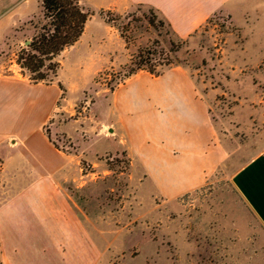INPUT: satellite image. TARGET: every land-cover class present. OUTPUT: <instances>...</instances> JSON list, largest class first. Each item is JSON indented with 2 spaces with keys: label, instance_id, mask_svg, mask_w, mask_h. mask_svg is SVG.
<instances>
[{
  "label": "rangeland",
  "instance_id": "374dc122",
  "mask_svg": "<svg viewBox=\"0 0 264 264\" xmlns=\"http://www.w3.org/2000/svg\"><path fill=\"white\" fill-rule=\"evenodd\" d=\"M235 2L186 37L177 52L207 100L230 159L204 186L170 201L136 173L138 162L124 139L113 147L118 138L110 140L107 129L109 88L125 79L137 49L157 39L140 20L143 10L135 4L121 13L93 11L91 17L115 33L91 20L79 40L55 57L60 65L47 84H59L61 93L46 126L58 147L77 159L63 184L84 228L99 237L96 264H264V232L230 183L234 169L264 146V0ZM129 23L131 43L121 36ZM12 32L0 43L3 74L21 73L17 54L30 40ZM20 157L16 189L39 173ZM8 181L0 175V202L14 190Z\"/></svg>",
  "mask_w": 264,
  "mask_h": 264
},
{
  "label": "crops",
  "instance_id": "0c3cea01",
  "mask_svg": "<svg viewBox=\"0 0 264 264\" xmlns=\"http://www.w3.org/2000/svg\"><path fill=\"white\" fill-rule=\"evenodd\" d=\"M233 1L245 2L79 0L95 11L121 13L135 4L153 6L180 37L196 32L217 9H232ZM39 10V0H0V43L11 28ZM91 20L115 33L98 16L87 20L84 31ZM60 93L56 83H32L20 72L0 73V175L14 185L10 196L0 202V264H96L99 260V237L84 228L69 187L63 184L77 159L56 147L44 131ZM108 112L107 129L114 136L110 140L118 138L113 147L124 139L131 158L138 162L136 173L163 201L201 188L230 159L206 98L182 66L158 75L138 70L128 76L108 94ZM49 133H54L52 128ZM16 156H24L39 171L19 189ZM230 183L264 232V146L234 169Z\"/></svg>",
  "mask_w": 264,
  "mask_h": 264
},
{
  "label": "trees",
  "instance_id": "16d2710c",
  "mask_svg": "<svg viewBox=\"0 0 264 264\" xmlns=\"http://www.w3.org/2000/svg\"><path fill=\"white\" fill-rule=\"evenodd\" d=\"M39 2V13L27 17L16 28L10 29L9 33L13 31L12 35L14 33L16 35L18 33L26 34V38L30 39L17 54L16 62L21 73H25L31 82L44 81L47 84L52 82L57 75L60 65L55 57L79 39L87 20L95 10L82 6L79 0H39ZM136 7L143 10L140 20L145 21V27L152 29L157 34V39L151 44L137 49L131 59L132 68L124 78L138 70H146L151 74L158 75L171 66H180L177 52L186 42V37L178 36L168 20L153 6L140 3L136 4ZM223 12H226L225 8L217 9L210 15L207 22ZM132 31L131 23L121 31V36L128 43L134 40ZM58 86L60 88L59 84ZM109 89L112 91L114 87L111 86ZM44 131L52 143L58 147V143L54 142L48 134L47 126L44 127Z\"/></svg>",
  "mask_w": 264,
  "mask_h": 264
},
{
  "label": "water",
  "instance_id": "95a60500",
  "mask_svg": "<svg viewBox=\"0 0 264 264\" xmlns=\"http://www.w3.org/2000/svg\"><path fill=\"white\" fill-rule=\"evenodd\" d=\"M29 40L26 41V43H28Z\"/></svg>",
  "mask_w": 264,
  "mask_h": 264
},
{
  "label": "flooded vegetation",
  "instance_id": "af4514ba",
  "mask_svg": "<svg viewBox=\"0 0 264 264\" xmlns=\"http://www.w3.org/2000/svg\"><path fill=\"white\" fill-rule=\"evenodd\" d=\"M51 128L53 129V127L51 126ZM54 130V129H53Z\"/></svg>",
  "mask_w": 264,
  "mask_h": 264
}]
</instances>
